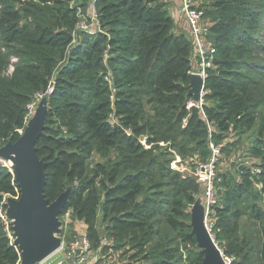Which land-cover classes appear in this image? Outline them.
I'll list each match as a JSON object with an SVG mask.
<instances>
[{
    "label": "trees",
    "instance_id": "trees-1",
    "mask_svg": "<svg viewBox=\"0 0 264 264\" xmlns=\"http://www.w3.org/2000/svg\"><path fill=\"white\" fill-rule=\"evenodd\" d=\"M94 1L98 31L90 32L76 30L81 18L91 23L89 0H0V148L21 137L26 106L49 92L35 147L45 198L53 203L69 191L60 218L69 212L82 222L94 250L112 240L102 254L128 248L122 264H202L187 212L201 184L169 165L187 154L205 162L209 142L254 131L242 154L260 173L237 166L218 176L211 235L233 264H264L260 0H193L215 48L201 108L187 107L194 48L175 33L168 1ZM18 194L14 175L0 166V205ZM183 248L195 251L192 259H183ZM17 263L0 222V264Z\"/></svg>",
    "mask_w": 264,
    "mask_h": 264
},
{
    "label": "water",
    "instance_id": "water-1",
    "mask_svg": "<svg viewBox=\"0 0 264 264\" xmlns=\"http://www.w3.org/2000/svg\"><path fill=\"white\" fill-rule=\"evenodd\" d=\"M201 79L189 77V95L193 101L199 97ZM49 96L38 104L15 143L0 148V158L13 157L11 168L19 189L17 199L8 198L6 215L12 222L14 244L20 251V264H39L56 252L62 244L60 214L67 203L69 191L49 203L44 196L45 164L36 155V142L43 134ZM191 215V231L204 258L202 264H223L220 252L204 226V208L197 201ZM64 264H69L66 260Z\"/></svg>",
    "mask_w": 264,
    "mask_h": 264
},
{
    "label": "built area",
    "instance_id": "built-area-1",
    "mask_svg": "<svg viewBox=\"0 0 264 264\" xmlns=\"http://www.w3.org/2000/svg\"><path fill=\"white\" fill-rule=\"evenodd\" d=\"M181 13L184 17L190 34V40L192 42L194 52H193V62L195 63L194 68L192 69L191 74L197 75L202 81V87L199 92V97L196 101L191 100L187 107H198L201 108L206 104L204 96L206 94L204 85L206 80V72L209 69L214 67V55L215 48L210 41V25L204 18L203 10L199 9L198 4L193 0H182L181 2ZM88 17L91 23L85 18H81L76 30L83 31H98L97 24V13L95 9V1L89 0V13ZM75 33V32H74ZM14 63L15 60L13 59ZM13 71V68L10 67L8 70V74L10 75ZM190 74V75H191ZM48 95L47 92L44 96ZM43 95H36L27 106V114L25 116V126L33 116L38 104L44 97ZM210 149V156L205 162L196 163L193 168L194 177L197 179L198 183H201L204 190V199H203V208H204V226L208 233L211 235V229L213 225V211L212 209L215 206L219 205V198L217 195V173L216 166L222 155V147L223 144L214 145L213 143H208ZM245 167H248L252 174L258 175L260 170L258 168L253 167L252 160L246 159L244 163ZM0 166L8 169L10 172L11 169L7 167L6 161L0 158ZM219 180V179H218ZM19 197V194H18ZM17 197V198H18ZM16 198V199H17ZM6 201L7 198L3 199V202L0 205V222L3 227V232L6 234L10 245H12L16 251L19 253V263L21 262L20 251L18 246L14 244L15 237L12 230V222L6 215ZM69 212L66 213L62 218L59 217L61 222V229L64 226V221L69 217ZM79 237L74 239L67 247L64 246L63 242L61 247L54 252L51 256L45 259L43 262L39 264H64L66 260H69V264H110L109 258L104 255L103 257H99L102 254V250L106 247H110L113 244L112 240L104 238L101 241V246L99 249L94 250L91 246L90 241L85 235L84 231L78 232ZM213 238V237H212ZM216 245V244H215ZM217 246V245H216ZM218 248V247H217ZM220 252V256L222 258L223 264H233L235 261V257L233 256H225L223 252L218 248ZM60 254V256H59ZM64 254V258H61V255Z\"/></svg>",
    "mask_w": 264,
    "mask_h": 264
},
{
    "label": "rangeland",
    "instance_id": "rangeland-1",
    "mask_svg": "<svg viewBox=\"0 0 264 264\" xmlns=\"http://www.w3.org/2000/svg\"><path fill=\"white\" fill-rule=\"evenodd\" d=\"M256 5L257 7H262V11H264V0L256 1ZM262 35H264V30L262 32ZM257 41L264 44V39H258ZM254 137H255L254 131H249L247 132V134L241 136V138L231 136L228 138L227 142L222 143L224 146L228 142L232 143L234 140L236 141L235 143H233L234 145H231L226 152L222 153L221 158L216 166L217 176H219L221 173H224L225 171H232V173L236 174L237 166L240 168H242V166H245L244 163L246 159L250 160V158L247 157V154H242V153L245 152L250 147ZM173 158H175L173 160L174 162H172L169 166L175 169V171H178L185 175H191L193 177L194 175H192L193 173L192 171L194 165L196 163H201L203 160V158L200 157L199 155H192V154L190 155L187 154V156L184 159L178 156H175ZM203 199H204V190L201 185L200 192L197 196L196 202L199 201L200 205H202ZM193 206H195V204L187 209V212L190 215V225H191L192 210L194 209ZM78 232H80V230L76 229L75 222L71 220V217L65 219L64 226L62 227V232H61V239L65 247H67L74 239L79 237ZM110 249L111 251H109ZM110 249H107L106 251V253L108 254L110 253V256L108 255V258L110 259V264H122L126 262L129 255L131 254L127 252L128 248L125 247L118 249L117 246L115 245ZM194 252L195 251L193 249L183 248L182 251L184 257L183 259L186 260L188 257L192 259V254ZM104 255L106 254H101L99 255V257H103ZM61 258L62 259L64 258V254L61 255ZM185 264H187L186 261Z\"/></svg>",
    "mask_w": 264,
    "mask_h": 264
},
{
    "label": "crops",
    "instance_id": "crops-1",
    "mask_svg": "<svg viewBox=\"0 0 264 264\" xmlns=\"http://www.w3.org/2000/svg\"><path fill=\"white\" fill-rule=\"evenodd\" d=\"M168 1V12L169 15L171 16L173 22H174V27H175V33L180 34L184 33L187 36L190 37L189 34V29H187L188 25L182 16L181 13V2L182 0H167ZM195 63L192 62V68H194ZM76 229L81 230V231H86V227L82 222H75ZM110 256V253H106V258ZM110 260V259H109Z\"/></svg>",
    "mask_w": 264,
    "mask_h": 264
},
{
    "label": "bare ground",
    "instance_id": "bare-ground-1",
    "mask_svg": "<svg viewBox=\"0 0 264 264\" xmlns=\"http://www.w3.org/2000/svg\"><path fill=\"white\" fill-rule=\"evenodd\" d=\"M6 164H7V167H9L10 169L13 167V157L12 156L7 158Z\"/></svg>",
    "mask_w": 264,
    "mask_h": 264
}]
</instances>
